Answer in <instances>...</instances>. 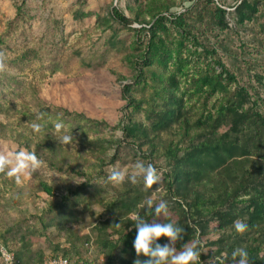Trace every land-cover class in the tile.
I'll return each instance as SVG.
<instances>
[{
    "label": "rangeland",
    "instance_id": "rangeland-1",
    "mask_svg": "<svg viewBox=\"0 0 264 264\" xmlns=\"http://www.w3.org/2000/svg\"><path fill=\"white\" fill-rule=\"evenodd\" d=\"M17 148L43 162L0 171V248L22 264H133L129 216L165 222L149 198L199 264H264V0H0V153ZM137 160L157 183L108 180Z\"/></svg>",
    "mask_w": 264,
    "mask_h": 264
},
{
    "label": "clouds",
    "instance_id": "clouds-1",
    "mask_svg": "<svg viewBox=\"0 0 264 264\" xmlns=\"http://www.w3.org/2000/svg\"><path fill=\"white\" fill-rule=\"evenodd\" d=\"M34 128L39 129V124H34ZM57 131L64 128L62 122L55 124ZM59 142L70 144L73 134L65 132L57 138ZM41 159L38 158L34 151L17 148L11 153H0V171L7 170L9 176H13L17 183H21V173L25 170H35L42 165ZM108 180L114 184H123L126 180L132 184H137L142 180L145 187H151L159 181L157 168L151 163H145L137 160L132 166V170L121 167H113L108 176ZM148 210L154 217L159 218L161 214L165 218V222L161 223L158 219H154L149 223L139 212H134L129 216V220L133 222L132 226L136 229V236L133 246L137 254V258L133 264H199L201 260V250L197 243H185L182 250L177 251L176 242L183 239L185 228L181 227L174 220L167 219L169 217V209L167 201L161 200L156 203L152 198L146 200ZM140 207H144L142 204ZM235 230L244 233L248 229V224L243 220L234 221ZM167 237L166 243H161L159 238ZM141 254L147 259H140ZM0 264H14V254L6 249H0ZM228 254H224V261ZM238 258V260H237ZM249 252L245 247L236 248L231 252L233 264H249Z\"/></svg>",
    "mask_w": 264,
    "mask_h": 264
},
{
    "label": "trees",
    "instance_id": "trees-1",
    "mask_svg": "<svg viewBox=\"0 0 264 264\" xmlns=\"http://www.w3.org/2000/svg\"><path fill=\"white\" fill-rule=\"evenodd\" d=\"M111 15H112V17H113L115 20H117L118 22H120V23H122V24H129L130 21H131L129 17H127L124 13L120 12L119 10H117V9H115V8H112V10H111ZM172 173H173V174H172ZM178 174H179V173H177V172H175V171H172L171 174H169V178L171 177L170 180H171V179H173V180H177V178H178ZM171 183H172V182H171ZM169 186H170V184H169ZM43 189H45V191H46L47 193H51V189H50L49 187H47V186H43ZM14 256H15L16 259L19 260V264H22L20 258H19L18 256H16V255H14ZM64 256L69 257V256H67L66 254H65ZM69 258H72V257H69ZM74 259L83 260L82 258H74ZM83 261H84L85 264H86V261H85V260H83Z\"/></svg>",
    "mask_w": 264,
    "mask_h": 264
},
{
    "label": "built area",
    "instance_id": "built-area-1",
    "mask_svg": "<svg viewBox=\"0 0 264 264\" xmlns=\"http://www.w3.org/2000/svg\"><path fill=\"white\" fill-rule=\"evenodd\" d=\"M0 249H5V248H0ZM14 264H19V260L16 259L15 256H14ZM42 264H85V262L83 260L69 258L64 255H52L49 256L47 259H45Z\"/></svg>",
    "mask_w": 264,
    "mask_h": 264
}]
</instances>
